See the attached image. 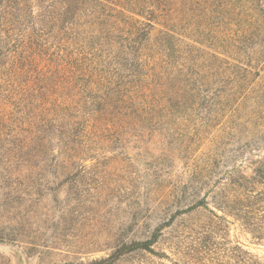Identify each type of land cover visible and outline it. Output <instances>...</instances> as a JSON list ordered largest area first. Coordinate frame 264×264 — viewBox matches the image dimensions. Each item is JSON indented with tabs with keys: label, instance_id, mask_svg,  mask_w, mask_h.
<instances>
[{
	"label": "trees",
	"instance_id": "16d2710c",
	"mask_svg": "<svg viewBox=\"0 0 264 264\" xmlns=\"http://www.w3.org/2000/svg\"><path fill=\"white\" fill-rule=\"evenodd\" d=\"M149 144L143 183L126 149ZM44 201L66 253L96 249L68 238L104 210L108 260L149 251L160 208L188 223L176 247L264 264L229 238L232 219L264 245V0H0V245L43 247Z\"/></svg>",
	"mask_w": 264,
	"mask_h": 264
},
{
	"label": "rangeland",
	"instance_id": "374dc122",
	"mask_svg": "<svg viewBox=\"0 0 264 264\" xmlns=\"http://www.w3.org/2000/svg\"><path fill=\"white\" fill-rule=\"evenodd\" d=\"M159 152L160 147L152 144L134 148L128 147L126 149V153L131 157L134 166L140 170L143 183L150 180V178L142 174L146 163L150 161V154L157 156ZM175 176L174 174L173 177ZM148 204L151 205L149 202ZM60 208H63V204L56 205L50 201H44L38 207L36 218L29 221L32 224L30 230L36 234L40 243L45 247H41L34 253L31 249H24V245L17 247L10 244H1L0 264H15L17 258L24 264H78L79 262L86 263L92 260H98L101 262L100 264H214L215 262V260L207 261L202 254H189V252L184 251L179 246L176 247V237L183 226L188 223L177 219L171 227L166 228L168 220H166V215L160 214V208L151 215L150 219L145 222L141 221L138 225L140 229L137 237L143 233L145 227L150 235L154 232L153 235L156 236V243L150 247L149 251L138 253L134 258L127 261H121L116 258L108 260V257L114 254L113 247L117 236L120 234L121 220L116 211L111 210L110 215H107L104 210L97 212L94 216L95 227L92 230L87 231L86 234L68 238L70 245H76L75 243L82 241L96 242V249L83 255L66 253L56 249L58 246L53 243L55 228H60L63 224L60 220L61 210L58 211ZM88 217L92 218V215ZM229 221L230 240L264 261V245L253 241L247 233L233 223L232 219H229ZM201 257L204 259H201Z\"/></svg>",
	"mask_w": 264,
	"mask_h": 264
},
{
	"label": "water",
	"instance_id": "95a60500",
	"mask_svg": "<svg viewBox=\"0 0 264 264\" xmlns=\"http://www.w3.org/2000/svg\"><path fill=\"white\" fill-rule=\"evenodd\" d=\"M15 264H24L19 258L15 260Z\"/></svg>",
	"mask_w": 264,
	"mask_h": 264
}]
</instances>
